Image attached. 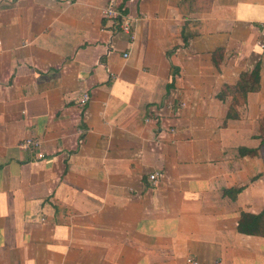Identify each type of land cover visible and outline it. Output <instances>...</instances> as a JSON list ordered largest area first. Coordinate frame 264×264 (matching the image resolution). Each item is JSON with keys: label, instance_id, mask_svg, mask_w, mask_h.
Segmentation results:
<instances>
[{"label": "crops", "instance_id": "1", "mask_svg": "<svg viewBox=\"0 0 264 264\" xmlns=\"http://www.w3.org/2000/svg\"><path fill=\"white\" fill-rule=\"evenodd\" d=\"M180 2L122 0L130 41L107 0H0V264H264L237 229L264 210V0Z\"/></svg>", "mask_w": 264, "mask_h": 264}, {"label": "built area", "instance_id": "2", "mask_svg": "<svg viewBox=\"0 0 264 264\" xmlns=\"http://www.w3.org/2000/svg\"><path fill=\"white\" fill-rule=\"evenodd\" d=\"M122 0H107V4L101 10V15L104 19L109 20L114 25L116 31L115 33H125L129 36L130 41L134 40V32L132 30V21L128 16H126L122 12L121 8ZM127 55V54H126ZM90 99V96L87 92H84L79 99V106L83 107ZM177 105V106H176ZM186 103L184 101L176 104L173 102H164V104L157 107V109L153 110L152 113H146L144 115L145 123H152L154 121H158L162 118H168L174 115V112L179 109V107L185 106ZM170 132H174V128H168ZM18 147L22 150H29L33 152L34 158L40 159L45 156V152L43 150L41 139L34 136H26L21 139L18 143ZM159 182V173L158 171L152 172L148 175V179L146 181L149 185H156ZM187 262L189 264H198V262L192 258H187ZM214 264H222L221 262H215Z\"/></svg>", "mask_w": 264, "mask_h": 264}, {"label": "trees", "instance_id": "3", "mask_svg": "<svg viewBox=\"0 0 264 264\" xmlns=\"http://www.w3.org/2000/svg\"><path fill=\"white\" fill-rule=\"evenodd\" d=\"M205 0H181L180 10L182 13H189L199 9L198 2ZM259 63L247 72H242L235 85H224L218 94V98L225 100L231 98L230 107L227 113L228 119H237L239 117L238 107L246 102L249 92L257 91L259 88ZM251 152V151H249ZM237 229L240 233L247 235H264V210L259 214L242 212L238 222Z\"/></svg>", "mask_w": 264, "mask_h": 264}]
</instances>
